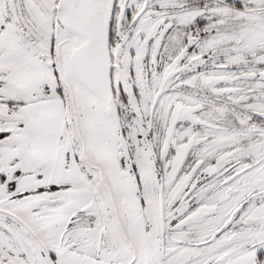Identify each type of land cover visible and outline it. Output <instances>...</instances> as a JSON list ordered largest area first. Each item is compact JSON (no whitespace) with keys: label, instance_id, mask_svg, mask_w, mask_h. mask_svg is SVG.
<instances>
[{"label":"snow or ice","instance_id":"1","mask_svg":"<svg viewBox=\"0 0 264 264\" xmlns=\"http://www.w3.org/2000/svg\"><path fill=\"white\" fill-rule=\"evenodd\" d=\"M0 264H264V0H0Z\"/></svg>","mask_w":264,"mask_h":264}]
</instances>
